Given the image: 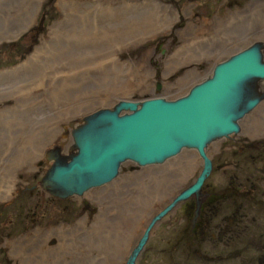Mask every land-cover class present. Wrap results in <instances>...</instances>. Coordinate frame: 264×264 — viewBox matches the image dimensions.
<instances>
[{
  "label": "rangeland",
  "instance_id": "rangeland-1",
  "mask_svg": "<svg viewBox=\"0 0 264 264\" xmlns=\"http://www.w3.org/2000/svg\"><path fill=\"white\" fill-rule=\"evenodd\" d=\"M3 8H0V31H20L0 42V188L14 182L9 198L0 201V264H107L109 253L99 249V244L122 240L124 251L131 250L157 210L194 181L201 169L199 159L188 150L156 165L140 167L124 163L121 174L110 183L87 191L81 198L55 199L38 186L48 169L46 153L56 148L65 149L62 154H67L71 127L97 109L112 108L119 99L143 100L152 95L154 80L164 85L160 93L173 99L209 75V67L212 69L251 43H261L264 58V37L256 33L264 27V0H23L13 11L8 12L12 9L9 4ZM145 14L147 19L159 18L155 29L160 26L165 30L152 38L148 31L97 48L91 44L92 48L83 50L78 57L60 56V66L67 72L53 80L40 74L38 88L30 85L37 82L30 73L36 71L35 67L28 64L31 53L50 34L52 42L42 46L44 53H53L56 45L64 48L80 45L84 49L85 45L79 43L89 44L88 40L79 42L74 34L65 36L66 22H73L71 27H81L84 19H97L91 20L95 23L101 21L99 18L141 19ZM160 19L168 20L164 24ZM62 23L66 28L60 27ZM3 24L10 28L4 30ZM130 44L135 46L124 50ZM153 45L164 50L163 64L157 65L155 73L146 65ZM188 64L194 65L196 71L191 69L174 79ZM177 70L180 71L176 73ZM112 74L121 86L113 87L116 82L106 80ZM188 74L191 78L184 80ZM59 78L70 79L63 85L65 79ZM162 79L166 83L159 81ZM170 79L174 81L169 83ZM129 82L134 84L125 86ZM261 82L254 80L252 86L263 91L264 82ZM46 86H52L51 95ZM262 114L264 101L250 116L253 126L251 129L248 126L249 130L242 131V135L257 139L264 134ZM47 137L51 138L45 140ZM218 142L209 148L214 166L201 191L236 189L233 167L216 163L220 155L216 153ZM31 155L36 158L30 159ZM243 169L256 174L254 166ZM159 172L162 177L156 184L147 179V175ZM248 184L255 197L264 189V184L261 188L254 181ZM30 185L36 187L24 189ZM246 186L241 190H248ZM117 187L123 188L122 192L117 194ZM78 199L81 204L76 205ZM229 201L228 197L226 203L231 205ZM83 203L89 206L88 210H81ZM188 206V201L183 200L172 212L180 220L183 218L177 223L178 229L188 228L185 224L188 215H180ZM167 214L149 230L136 264H264V225L251 230L253 234L242 235L239 248L206 251L207 248L159 243V237L170 236L168 231L173 233L164 223ZM185 238L182 236V242ZM180 251H186V255L189 251L191 258H181ZM208 257L217 260L210 262Z\"/></svg>",
  "mask_w": 264,
  "mask_h": 264
},
{
  "label": "water",
  "instance_id": "water-1",
  "mask_svg": "<svg viewBox=\"0 0 264 264\" xmlns=\"http://www.w3.org/2000/svg\"><path fill=\"white\" fill-rule=\"evenodd\" d=\"M254 80L264 82L261 43L250 44L217 63L211 76L184 96L173 99L153 96L139 101L122 99L111 109L89 113L82 124L69 131L75 153L67 161L57 157L58 150L57 154L45 158L47 162L55 160L56 165L49 168L40 181L51 192V185L46 181L59 187L55 198L78 196L110 183L124 163L140 167L156 165L183 148L194 149L203 161L200 172L193 183L150 218L124 263L133 264L144 248L152 223L201 189L210 171L203 148L211 137L227 136L238 130L235 119L251 110L259 100L251 98L248 89Z\"/></svg>",
  "mask_w": 264,
  "mask_h": 264
},
{
  "label": "flooded vegetation",
  "instance_id": "flooded-vegetation-1",
  "mask_svg": "<svg viewBox=\"0 0 264 264\" xmlns=\"http://www.w3.org/2000/svg\"><path fill=\"white\" fill-rule=\"evenodd\" d=\"M149 53L150 56L146 60V65L153 73H155L157 65L161 62V64H163L164 50H157L155 45H153V47L150 48ZM192 68L193 65L188 64L187 66H184V69L181 72L178 73V71H180L182 68L180 70H177L176 73L178 74L174 79H176L178 76L186 74ZM194 69L196 70L195 66ZM174 79H170L169 83H172ZM154 81L155 91H153L152 95H149L142 99L153 96L167 98L165 97L164 93H160L161 87L164 85H160V83L156 80ZM159 81L166 83L163 79ZM251 87L249 88V91L251 94H253ZM254 90L257 89L254 88ZM263 98L264 96L262 98H259L256 105L247 113H245L250 114L246 115L239 121V132L237 134H234L217 143L218 146L216 153L220 155L216 163H219V165L221 166L231 165L233 167L232 170L234 171L235 175L232 176V181L236 183V189L233 191L200 190L199 197L197 199L189 198L188 200H186V202L188 201L189 206L185 211L181 210L180 215H188L185 221V224L186 226H188V228L185 227L183 229H178L177 223H181L180 221H183V218H181L180 220V218H178L177 215L172 214V212L168 213V218H165L167 220L164 221V223L170 226V229L173 233L168 231V228H164L165 231H168L170 233V236L165 235L159 237V243L167 244L169 246L174 244H183L188 247L207 248L206 251H209L212 248L213 251L218 252L221 248L226 249L229 246L239 248L242 235L253 234L251 230H257L263 227L264 189H261V193H258V196L255 197L254 193H252L251 191V184H248L247 186L246 184L254 181L257 184L259 183L258 187L260 188L262 187V184H264V134L258 136L257 139H251L242 135L245 130L247 132L249 128L251 129L253 123L249 121L251 119L250 116L254 112L256 107H259L262 104V102L264 101ZM127 100L138 99L136 98ZM60 152L61 151L58 150V153ZM223 156L225 157L223 158ZM213 166L214 164H212V167ZM245 166H254V170L256 169V174L251 175L252 173H246V171L243 169V167ZM119 174H121L120 170L116 177H118ZM244 186H246L248 190H241ZM34 187L36 186L30 185V187H24V189H32ZM43 192L46 191L43 190ZM230 193L232 194V196H229ZM228 197L230 198L229 202H232L231 205L229 203H226V199ZM72 198L74 199V196H72ZM79 204H81L80 199L76 200V205ZM88 209L89 206L83 203L81 206V210L85 211ZM83 215L84 214H82V216ZM182 236H186L184 242H182ZM198 251L200 252V256H202L203 253H201V249H198L197 252ZM236 251L239 252L238 249H236ZM189 254V251L187 252V255L186 251H184V253L180 251L181 258H191ZM207 260L213 262L217 259L212 260L208 257ZM227 263L228 262H225L224 264Z\"/></svg>",
  "mask_w": 264,
  "mask_h": 264
},
{
  "label": "bare ground",
  "instance_id": "bare-ground-1",
  "mask_svg": "<svg viewBox=\"0 0 264 264\" xmlns=\"http://www.w3.org/2000/svg\"><path fill=\"white\" fill-rule=\"evenodd\" d=\"M21 2V1H23V0H0V8L1 7H4L3 9L5 10V8L8 6V4L10 5V7L12 8V9H10V10H8V12L9 11H13V8L15 9L16 7H17V3L18 2ZM78 10H80V9H78ZM76 14V13H75ZM27 19H29V18H27ZM99 19H101V21H96L95 23H92L91 22V20H97V19H84V21H83V23H82V25H81V27H76V25L74 26V27H71V25L73 24V22H71V21H68V22H66V24L68 25V29H66L65 31H64V35L66 36H72L73 34L74 35H76V37H77V40L80 42V41H83V40H85V42H87V40L89 41V44L87 45V44H85V43H79V44H84L85 45V48L84 49H82V47H80V45H77V46H75V47H70V48H64L62 45H56L54 48L56 49L53 53H51V54H49V53H47L46 51H45V53H44V51H43V48L44 47H42V46H44L45 44H48V42L50 43V42H52L51 41V34H50V36H49V38H47V39H43L42 41V44H41V46H36L35 47V49L32 51V53H31V55H32V57L30 58V60L28 61V64L30 63L31 65L30 66H32V67H35L34 68V70H36V71H31L30 73H32V75H34V80H37V82L36 81H34V83L35 84H30L31 86L33 85V87H34V89L36 88H38V86L41 84L40 82V80H39V78H40V74H43V76H44V78H46V79H51V78H54V77H56L57 75H59V74H63V72H67L64 68L65 67H62V66H60V62H61V57H63V56H65V54L68 56V55H71V57H78L80 54L79 53H81L83 50H86V49H91L92 47H90L91 46V44L94 46L93 48H97V47H99V46H101V45H104L105 43L106 44H110V42H114V43H118V42H121V41H123L124 40V38H127L128 36H130V35H132V34H140V33H147L148 31H149V33H147V34H149V38H152V37H154V35H156L157 33H159L160 31H163V30H165L164 28H161L160 26H158L156 29H155V27L157 26V23H158V19L157 20H155L153 17H152V19H147L146 18V14L144 15V16H141V19H104V18H99ZM165 20L167 21L168 19H160V23L161 22H163L164 21V24H165ZM202 20V19H201ZM204 20V19H203ZM202 20V21H203ZM29 23V22H28ZM65 24V23H64ZM63 23L61 24V26L60 27H65V26H63L64 25ZM71 24V25H70ZM66 25V26H67ZM74 25V24H73ZM3 26V28H4V30H7L8 28H10V26H8L7 24H3L2 25ZM1 27V26H0ZM27 28V27H26ZM66 28V27H65ZM152 30V31H151ZM20 31V29H16L15 31H0V42L2 41V40H4V39H10V38H12L13 36H15L18 32ZM151 31V32H150ZM259 36H262V37H264V27L261 29V31L260 32H256ZM7 34V35H6ZM131 38V37H130ZM48 41V42H47ZM140 40H138L135 44H138V42H139ZM254 43H259L260 44V42H254ZM254 43H251V44H254ZM135 44H130V45H127L126 47H124L123 49L124 50H126V48H133L134 46H135ZM262 47V46H261ZM239 50H241V49H239ZM238 51V50H237ZM234 53H236V51L234 52ZM234 53H231L229 56H231L232 54H234ZM45 54L46 55H48L47 57H45ZM90 54H92V53H90ZM30 55V56H31ZM145 55H147V54H145ZM61 56V57H60ZM81 56V55H80ZM262 56H263V54H262ZM66 57V56H65ZM64 57V58H65ZM143 57H144V59H145V56L143 55ZM223 60H225V59H223ZM223 60H221L220 62H222ZM179 61V60H178ZM72 64V62H70V65ZM182 64V62L181 63H177V65H181ZM216 65V64H215ZM215 65L213 66V68L215 67ZM213 68L211 69L210 67H209V69H208V72L211 70V72H210V74L209 75H207L203 80H200L199 82H197V83H195V84H193L188 90H186L185 91V93L184 94H182V95H180V96H178V97H181V96H184V95H186L187 93H188V91L193 87V86H195V85H197V84H199L200 82H202V81H204L205 79H208L210 76H211V74H212V71H213ZM193 70L192 71H194L195 69H194V65H193V68H192ZM196 71V70H195ZM189 72V71H188ZM70 73L72 74V73H74V71H70ZM75 76V74H72V76ZM135 75V74H134ZM72 76H69V77H72ZM112 76H113V78H112ZM112 76L110 75V78H108V79H106V80H109L110 82H113V81H115L116 83L114 84V86L113 87H119V86H121V84L118 82V81H116V80H114V78H116V75L115 74H112ZM135 77H136V81H137V79H138V77L135 75ZM191 78V74H188V75H186L185 76V78H184V80H186V78ZM56 78H58V77H56ZM55 78V79H56ZM105 78V77H104ZM59 79H65L64 80V82L65 83H63V85H66L67 84V81L66 80H68V79H70V78H59ZM51 80H53V79H51ZM103 81H105V80H103ZM102 81V82H103ZM192 81V79L191 80H189V82H191ZM101 82V83H102ZM135 82V81H134ZM134 82H129L128 84H126L125 86H127V85H129V86H131L132 84H134ZM178 83H180V82H178ZM262 83V82H261ZM69 84V83H68ZM248 85V84H247ZM43 86V85H42ZM251 86H250V84L248 85V89L250 88ZM46 88L48 89V90H50L49 91V93H50V95H51V93H52V86H46ZM252 89V92H253V94H251V98H254V97H258V98H262L263 96H264V90L263 91H261V92H257V91H260V90H254V87H251ZM58 94H55V96H57ZM256 105V104H255ZM254 105V106H255ZM258 108V106L256 107V109ZM103 109H111V108H100V109H97V110H95V111H93V112H96V111H101V110H103ZM255 109V110H256ZM254 110V111H255ZM248 112V111H247ZM247 112H245V113H247ZM245 113H243L241 116H239L238 118H236L235 119V123H236V125L238 126L239 125V121L241 120V119H243L246 115H248V114H250V113H248V114H245ZM88 115V114H87ZM86 115V116H87ZM85 117V116H84ZM84 117L82 118V122H84ZM262 117L264 118V114H262ZM49 119H51V116L47 119V120H49ZM53 119V118H52ZM38 122H40V121H38ZM82 122L80 123V124H82ZM80 124H78L77 126H75V127H78ZM253 126V125H252ZM74 127V128H75ZM71 129H72V127L70 128V131H71ZM239 132V126H238V130L234 133V132H231L230 134H228L227 136H225V135H220V136H213V137H211L207 142V144H206V146L203 148V153H204V156H205V158L208 160V162H209V164H210V171L212 170V159L210 158V156H209V153H208V149L213 145V144H215L216 142H218V141H222L223 139H226V138H228V137H230V136H232V135H234V134H237ZM49 134H51V133H49ZM51 135H53V134H51ZM214 135H216V134H214ZM54 136V135H53ZM51 137H47L45 140H48V139H50ZM71 141V140H70ZM45 145H46V143H45ZM64 150V152H65V149H63ZM62 150V151H63ZM191 151V152H193L196 156H197V158L199 159V161H200V164H201V168H202V165H203V161H202V159L198 156V154L196 153V151L194 150V149H188V148H183V149H181L180 150V152H183V151ZM56 148H54V149H52V150H50L49 152H47L46 153V155H45V158H48V156L49 155H52V154H55L56 152ZM62 151L60 152V153H56L57 154V157L59 158V159H64L65 161H67L69 158H70V156L71 155H73L74 153H75V151H73V147H72V145L68 148V151H66V153L67 154H65V155H63L62 154ZM63 152V153H64ZM179 152V153H180ZM40 153H42V151H39V154ZM178 153V154H179ZM178 154H176V155H174L175 157L176 156H178ZM41 156V155H40ZM173 156V157H174ZM35 156H30L29 158L31 159V158H34ZM36 158V157H35ZM30 159H28L27 161H29ZM64 160H62L63 161V163L65 162ZM53 159H51V162L50 161H46V159H45V162L48 164L47 166H48V169L50 168H52L53 167V165H56V161L54 160L53 162ZM26 162V161H25ZM132 165H134L133 163H131ZM17 165V164H16ZM122 166V165H121ZM120 166V167H121ZM135 166H137V165H135ZM146 166H149V165H146ZM141 167H143V166H141ZM147 168H149V167H147ZM47 169V170H48ZM46 170V171H47ZM119 170H120V168H119ZM201 170V169H200ZM46 171H45V173H46ZM210 171H209V173H210ZM200 172V171H199ZM118 173H119V171H118ZM209 173H208V175H209ZM207 175V176H208ZM44 176V175H43ZM155 178H154V177ZM207 176L205 177V179L207 178ZM162 177V174H161V172H159V173H156V174H153V175H147V179H150V181H153V182H155V184H156V182H158V180L160 179ZM10 178V176L8 177V179ZM13 179H15V178H13L12 177V180ZM204 179V180H205ZM114 180V179H113ZM203 180V181H204ZM49 185H51V186H49V187H51L52 188V190H53V192H51L50 190H46L45 188H46V186L44 187V185H43V183H42V181H40V183H39V187L40 188H43L44 189V191L46 190L47 191V193H48V195L49 196H51L52 198H55V197H53V196H57L56 194H57V192H58V190H59V187H57L56 185H54L53 184V182H51V181H46ZM194 182V181H193ZM192 182V183H193ZM6 183V182H5ZM121 186V185H120ZM159 186H161V185H159ZM168 186V184H166V186H165V188ZM162 187V186H161ZM188 187V186H187ZM118 189H117V194L119 193V192H122L121 190H123V188L120 190V188L121 187H117ZM91 189H93V188H91ZM91 189H88V190H86L85 192H83L81 195H78V198H81L82 196H84L85 195V193L87 192V191H89V190H91ZM13 190H14V182H12V181H10L9 183L7 182L4 186H2L1 188H0V201H4V200H7L8 198H9V196H10V194L13 192ZM201 190V189H200ZM200 190H199V192L197 193V194H190L188 197H186L185 199H183V200H188L189 198L190 199H197L198 197H199V194H200ZM177 195V194H176ZM175 195V196H176ZM174 196V197H175ZM74 197H76L75 195H74ZM173 197V198H174ZM67 198H72V196L71 195H69V196H65V197H63V198H55V199H67ZM172 198V199H173ZM103 199H104V196H103ZM171 199V200H172ZM182 202V201H181ZM181 202H178L175 206H172L169 210H167L165 213H171V212H173L174 211V209H175V207H177ZM162 216H164V215H162ZM161 216V217H162ZM160 220H161V218L157 221V222H155V223H152V226H151V229H153L156 225H157V223H159L160 222ZM113 221H115V220H113ZM150 221V220H149ZM148 221V222H149ZM108 222H112V221H108ZM147 222V223H148ZM103 223H104V221L103 222H101V225H100V227H102L103 226ZM108 225L109 226H113V225H110L109 223H108ZM146 226V225H145ZM104 228V227H103ZM104 230L106 231L107 230V228H104ZM126 230H128V228L126 229ZM107 238L105 237V240H106ZM123 243H125V241H120L119 243H112V242H110V241H105L103 244H99V249H103V250H106L108 253H109V260H108V263L107 264H124L125 263V260H126V258L128 257V255H129V253H130V251L131 250H129V251H124V249L122 248V246H123ZM53 249L54 248H52L51 250H50V253H51V251L53 252ZM57 255H59V253L57 254ZM139 255H140V253H139ZM48 262V261H47ZM134 263L133 264H136L137 262H138V256L134 259V261H133ZM100 264V263H99Z\"/></svg>",
  "mask_w": 264,
  "mask_h": 264
}]
</instances>
